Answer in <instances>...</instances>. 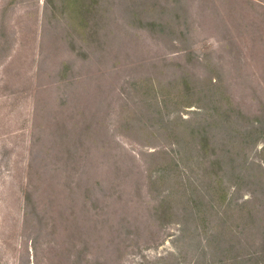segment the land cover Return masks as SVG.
Masks as SVG:
<instances>
[{"label": "rangeland", "instance_id": "obj_1", "mask_svg": "<svg viewBox=\"0 0 264 264\" xmlns=\"http://www.w3.org/2000/svg\"><path fill=\"white\" fill-rule=\"evenodd\" d=\"M0 264H264V0H0Z\"/></svg>", "mask_w": 264, "mask_h": 264}]
</instances>
